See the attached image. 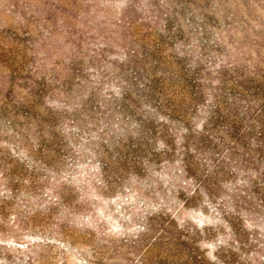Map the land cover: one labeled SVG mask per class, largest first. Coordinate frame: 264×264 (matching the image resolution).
Instances as JSON below:
<instances>
[{
    "label": "rangeland",
    "instance_id": "1",
    "mask_svg": "<svg viewBox=\"0 0 264 264\" xmlns=\"http://www.w3.org/2000/svg\"><path fill=\"white\" fill-rule=\"evenodd\" d=\"M181 65L200 73L207 93L264 79V0H0V197L16 203L8 231L0 232V264H29L38 243L46 246V264H142L144 243L159 235L155 218L161 211L215 232L202 246L214 251L224 225L218 203H233L236 189L248 190L247 170L235 169L232 161L229 175L217 176L214 197L203 189V197L185 207L175 193L191 195L197 184L177 160L111 189L100 181L94 152L106 114L122 119L121 88L134 82L132 97L139 98L144 92L135 93L138 85L152 77L173 79ZM25 97L40 107L21 105ZM48 109L56 113L51 120L61 143L52 152L58 176L48 169L42 176L51 182L57 176L65 198L51 216L24 226L12 220L27 206L5 186L3 171L16 162L32 164L17 129L26 134L20 128L25 114ZM195 115L201 129L206 108ZM207 152L202 150L201 168L212 173ZM46 192L43 198L55 200L48 187ZM258 211L264 214V206ZM152 222L154 229L146 232ZM259 223L264 240V219Z\"/></svg>",
    "mask_w": 264,
    "mask_h": 264
},
{
    "label": "trees",
    "instance_id": "2",
    "mask_svg": "<svg viewBox=\"0 0 264 264\" xmlns=\"http://www.w3.org/2000/svg\"><path fill=\"white\" fill-rule=\"evenodd\" d=\"M199 74L195 69L178 66L172 74L173 79L152 77L148 78V83L136 85L135 93L136 90L144 92L138 94L139 98L132 97L134 82L129 81V86L121 88L117 112L122 119L116 121L111 112L107 113L96 141L94 152L100 181L107 188L116 189L128 178L150 175L157 169L155 165L177 160L182 166L180 171L190 174L197 184L191 195L183 190L179 195L175 193L184 200V206L189 207L203 197V189L207 196H215L217 176L229 175V163L234 161L235 169L250 173L249 188L236 189L233 203L225 200L218 203L224 225L217 234L222 232L214 251L202 249V246L215 232L161 211L158 219L155 218L159 235L144 243L142 264H264V248L254 243L257 241L264 246L257 229L259 220L264 219V214L258 213L259 207L264 206V79L238 81L231 92L218 87L207 93V86ZM242 97H248L245 104L241 102ZM19 103L31 111L40 107L33 97H25ZM201 107L206 108V116L200 129L195 113ZM29 113L24 116L28 119L25 127L17 125L27 133L17 129V134L19 141L28 146L26 150L32 164L13 163L6 166L3 174L12 196L20 193L27 206L25 213L20 212L12 221H22L24 226L33 227L41 215L42 218L51 216L65 195L60 191L57 166L52 163L53 148L61 143L51 120L56 113L52 109L38 116ZM202 150L208 151L215 163L212 173H204L201 168ZM44 169L57 175L54 182L50 180L52 177L42 176ZM46 187L55 200L43 198L49 195L43 193ZM42 204L45 209H40ZM14 207L16 203L12 197H0V232L8 231L5 224ZM247 216L255 224L254 232L247 229ZM153 223L144 226L146 232L154 229ZM2 243L0 241V248ZM36 247L32 249L35 256L29 257V264H46L42 253V247L46 246L38 243Z\"/></svg>",
    "mask_w": 264,
    "mask_h": 264
}]
</instances>
